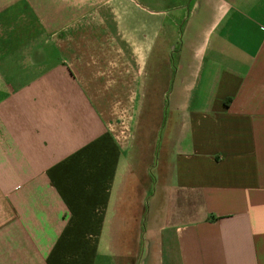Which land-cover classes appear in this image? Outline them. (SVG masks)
Masks as SVG:
<instances>
[{
  "label": "crops",
  "instance_id": "crops-1",
  "mask_svg": "<svg viewBox=\"0 0 264 264\" xmlns=\"http://www.w3.org/2000/svg\"><path fill=\"white\" fill-rule=\"evenodd\" d=\"M141 254L264 264V0H0V264Z\"/></svg>",
  "mask_w": 264,
  "mask_h": 264
},
{
  "label": "rangeland",
  "instance_id": "rangeland-1",
  "mask_svg": "<svg viewBox=\"0 0 264 264\" xmlns=\"http://www.w3.org/2000/svg\"><path fill=\"white\" fill-rule=\"evenodd\" d=\"M172 84L169 83L167 88L168 90H170ZM162 88H163V85H162ZM154 96V93H151L150 94V97H153ZM163 99H160V100H155V101H151V100H147V104H148V107H147V111H146V114L148 113L149 111V106L150 105H153L154 102L155 104H158L160 105L161 104V117H162V124L158 127L156 125V127H158V131L156 132L154 130V132H152L151 134V137H148V134L145 135L144 137V128L143 127H147L149 128V124L147 125L146 122L148 121L147 120V116H146V120L145 122H143V124L141 125L142 126V129L140 130V132L137 133V140H136V149L137 151L139 150V154H140V151H141V155H143L144 159L146 160V162L151 159L152 161V166H151V169H150V173L151 175H146L145 178L147 179V192H146V195L144 197L145 199V205H144V210H145V215L148 219V217L151 215V212H152V209H153V201H152V193H154L155 189L157 187H155V185L153 184L154 181L159 178V176L157 175V171H158V165H159V162H160V158H161V155H162V151H163V145H164V140H165V137H166V132H167V114L169 113V109L171 107V104H170V99H168V97L166 96V94H163ZM159 118V115L156 116V123H157V120ZM137 160L135 159V162H134V169L135 170H139L142 165L141 164H137ZM137 176V175H135ZM150 180L151 181V187H150ZM151 194V195H150ZM148 227V225H147ZM144 229V223H142V221L140 222V227L137 229L139 230V233L140 231H142ZM141 234H140V238H139V246L140 247H143L144 245L142 244L143 243V240L141 238ZM138 246V245H137ZM147 249H145V253H144V256L142 257V254L138 256H133V257H129V258H123V259H120L121 261V264H141V257L144 259L146 257L147 259ZM112 259L109 258V264H115V261L112 260Z\"/></svg>",
  "mask_w": 264,
  "mask_h": 264
}]
</instances>
